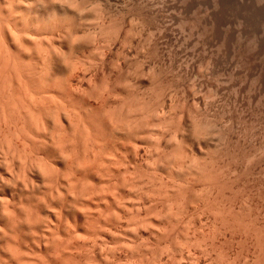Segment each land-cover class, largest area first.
Returning a JSON list of instances; mask_svg holds the SVG:
<instances>
[{
	"label": "rangeland",
	"instance_id": "rangeland-1",
	"mask_svg": "<svg viewBox=\"0 0 264 264\" xmlns=\"http://www.w3.org/2000/svg\"><path fill=\"white\" fill-rule=\"evenodd\" d=\"M5 1L0 0L1 141L10 140L7 142L13 143L14 140L13 146L20 150L22 146L18 145L22 144H17L18 140H50V133L55 137L51 130L52 122H59L57 118L62 119L61 116L66 112L77 115L84 122L83 128L80 125L83 123H79V128L84 129L83 134H86V126L91 138L102 127H112L109 130H113L117 123H121L118 121L122 116L124 118L127 114L131 115L132 124L135 121L139 123L134 124L135 129L130 126L131 129L142 132L138 137L132 130L138 138H128L132 136L129 135L131 132L128 127V137L116 136L120 139L117 145L109 130L99 131L102 134L105 130L101 136L96 133L101 140L99 142V138L94 137L96 141L106 147L111 145L110 150L102 144L96 145L93 138L89 140L91 145L81 139L89 146L87 148L91 147V158H88L87 150L84 153L78 148L84 144L77 141L84 136L79 137L78 131L77 148L84 154L78 151L83 156L79 159H93L94 163V160L98 162L103 157L108 164L122 161L124 167L130 169L128 173H120L121 178L126 173L123 176L125 181L114 174L118 170L113 171V168L119 164L114 167L104 162L109 168L103 169L98 162V169L101 167L102 171H113L110 173L119 178L118 181L110 174V178H97L98 170L95 171L96 166L93 165L92 171L96 172V176L92 178L90 164L87 165L90 168L86 169L87 172L82 171L89 172L91 181L87 180L89 176L86 178L85 174L83 178L91 184L85 180L83 182L91 186L93 196V199L85 198L87 202L93 200L88 202L91 204V216L88 214L89 209H85L91 217H85L86 221L90 220L87 223L83 221L84 217L80 218L82 213L79 209H83L81 200L78 202L82 208H77L81 215L77 209L75 211L76 206L71 207L70 203L74 210L70 208L69 212L64 211V206L72 199L68 194L63 195L64 199L69 197L68 202H63L64 208L57 202L60 204L59 213H69L67 217L64 214L65 218H62V213V217L59 214L60 221L69 217L74 220L72 217L77 212V216L74 215L76 221L69 219L68 224L73 222L77 225L76 232L81 236L77 239L79 247L81 244L78 253L77 242H73L77 233L71 235L75 226L58 224L59 229H72L65 230L70 233L59 231L58 235L62 234L60 240L64 236L68 240L69 234L73 239L72 245L75 244L73 250L78 253L75 256L71 252L74 255L66 257L64 251L62 255L66 259L75 257V263L79 261V264H264V0H17L19 3L13 0L10 7L6 3L10 0ZM19 6H22L21 10ZM43 6L49 10V15L38 18L40 23L35 24L39 14L37 11L41 7L43 10ZM8 14L12 19L8 20L9 29L7 25L4 31ZM48 16L47 21L45 19ZM50 19L52 22H49ZM9 30H12L10 34ZM77 41L81 44L78 45ZM84 41L90 44L87 43V46ZM39 99L44 102V106H41ZM37 100L41 108L45 109L40 108L43 112L39 108V113L34 112L37 109L34 103L38 106ZM28 108H34L33 112L39 115L43 113L41 124L46 128L44 134L43 125H37L36 119L33 121V116L31 119V115H27L31 114ZM8 115L10 120L7 119ZM48 116H52V120ZM31 120L36 123V127ZM127 120L124 118L121 124L127 123ZM151 122L155 123L151 124L152 127L149 125ZM93 123L95 128L101 124L98 126L101 128L98 130L97 127L94 133L91 129ZM137 126H141L142 131ZM37 127L41 128L43 136ZM150 128L155 132L152 135ZM26 132L30 134L26 135L29 138L24 136ZM88 135L83 138H89ZM121 138L128 139L125 141ZM1 141L0 148L3 146ZM32 143L28 141L26 146L31 144L34 149L37 144ZM101 145L106 151L98 150L97 147ZM6 149L8 161L4 160V154L1 161L2 153L5 152L0 151V176H4L0 181L3 182L8 181L12 174L20 173L21 159L25 156V160H28L29 157V153L28 156L23 155L25 151L22 153L21 150L20 159L12 147L11 150L8 147ZM94 154L96 156L93 157ZM3 162H8V165L5 166ZM123 165L120 166L123 168ZM29 169L33 174L32 167ZM61 171L66 174L65 170ZM8 172L12 174L9 176ZM17 174L14 181H17V177L19 180ZM28 174L32 179V175ZM11 179L5 184L0 183V186L4 184L1 186L3 193L4 189H10L5 192L8 200L13 196L8 193L11 189L12 192L18 189L20 184L16 182L17 188L13 183L14 189L12 184H7L13 182ZM25 179L20 174V180ZM119 180L124 182L121 189L118 187L121 193L115 189V186H120ZM18 190L15 192L19 195ZM21 192L20 195L25 190ZM26 194L30 196L29 201L34 198L32 193L26 192L23 194L26 199ZM16 198L13 196L14 201ZM101 199H109V202L103 205ZM16 200L17 205L18 198ZM21 200V203H26L24 199ZM10 202L14 206V202ZM21 203H18L20 209ZM66 207L68 211V205ZM17 208L15 210L18 211ZM44 212V217L41 214L43 219L46 217L44 220L50 215L54 216ZM51 216L49 219H54ZM82 239L84 242L90 240L91 244L84 243ZM4 240L0 243L4 244ZM61 242L67 244L68 241ZM81 242L85 244V249ZM86 244H89L87 248ZM70 246H67L66 252ZM63 256L58 260H66ZM52 258L48 257L47 260ZM70 258L66 263L74 261ZM1 259L3 261L4 257ZM114 260H118V263ZM62 262L66 264L64 261L59 264Z\"/></svg>",
	"mask_w": 264,
	"mask_h": 264
},
{
	"label": "bare ground",
	"instance_id": "bare-ground-1",
	"mask_svg": "<svg viewBox=\"0 0 264 264\" xmlns=\"http://www.w3.org/2000/svg\"><path fill=\"white\" fill-rule=\"evenodd\" d=\"M3 1H5V0H3ZM7 1V0H6ZM5 1V2H6ZM14 1H17V0H14ZM19 1V0H18ZM17 1V2H18ZM63 2H65V1H63ZM7 4H8V7H10L9 6V4H13V0H12V2H11V0H10V2H6ZM15 3V2H14ZM19 3V2H18ZM43 3H45V2H43ZM71 4V3H70ZM21 5V4H20ZM72 5V4H71ZM20 7H22V6H19V10H21L20 9ZM75 7V6H74ZM45 8V6H43V10H41L42 9V7H41V9H40V11H37L39 14H40V17H39V14H38V17H37V15H36V17H37V22L35 23L34 21V23L35 24H37V23H40V22H38V20L41 18V17H43V15L44 16H46V15H49L47 12L49 11L47 8L46 9H44ZM23 9V8H22ZM34 10H36V9H34ZM39 10V9H38ZM91 11V10H90ZM25 12V11H24ZM34 12V11H33ZM36 12V11H35ZM34 12V13H35ZM36 12V13H37ZM58 12V11H57ZM62 12V11H61ZM60 12V13H61ZM47 13V14H46ZM59 13V12H58ZM83 13V12H82ZM21 14H23L24 15V13H21ZM64 14V13H63ZM79 14V13H78ZM10 15H11V12H10ZM9 14H8V18L9 19H7L6 20V22L5 23H7L8 22V20L9 21H11V16H10ZM65 15V14H64ZM67 15V14H66ZM82 15V14H81ZM10 16V17H9ZM36 17H34V18H36ZM47 17V16H46ZM51 17V16H50ZM64 17V16H63ZM66 17V16H65ZM67 17H68V15H67ZM78 17H80V16H78ZM11 18V19H10ZM34 18H33V20H34ZM39 18V19H38ZM32 19V18H31ZM47 19H49V16H48V18H46L45 20H47ZM62 20H64L65 18H61ZM42 21H43V18L41 19ZM44 20V21H45ZM48 21V20H47ZM51 21V19L49 20V22ZM29 22V21H28ZM48 22V23H49ZM52 22V21H51ZM4 23V28H3V30L5 31L6 30V28H7V25L9 24V22L7 23V24H5ZM32 23V22H31ZM31 23H30V25H31ZM42 23H44V22H42ZM42 23L40 24V25H42ZM10 24H12V23H10ZM26 24H29V23H27V21H26ZM73 24V23H72ZM88 24V23H87ZM5 25H6V27H5ZM33 25V24H32ZM39 25V24H38ZM47 25V24H46ZM71 25V24H70ZM70 25H68V26H70ZM89 25H91V24H89ZM12 26V25H11ZM29 26V25H28ZM35 26V25H34ZM88 26V25H87ZM32 27V26H31ZM36 27H38V26H36ZM40 27V26H39ZM71 27V26H70ZM12 28V27H11ZM73 28V27H72ZM72 28H71V33H72ZM8 29H9V25H8ZM7 29V30H8ZM74 29V28H73ZM2 30V31H3ZM12 31V30H11ZM11 31L9 30V34L11 33ZM76 33V32H75ZM86 33V32H85ZM69 34V33H68ZM88 34V33H87ZM89 35V34H88ZM87 35V36H88ZM85 36V35H84ZM90 36V35H89ZM70 37V36H69ZM84 38V37H83ZM86 38V37H85ZM84 38V39H85ZM1 39H2V37H1ZM82 40V39H81ZM88 40H89V38H88ZM91 40V39H90ZM82 42H83V40H82ZM84 42H86V41H84ZM89 42V41H88ZM88 42H86V44L88 43ZM74 43V42H73ZM80 43V42H79ZM69 44V43H68ZM77 44H78V41H77ZM76 44V45H77ZM81 44V43H80ZM80 44H78V45H80ZM84 44V43H83ZM88 44H90V43H88ZM88 44H87V46H88ZM69 45H71V44H69ZM72 45H74V44H72ZM76 47H78V46H76ZM86 47V46H85ZM79 48V47H78ZM80 48H82V46H80ZM8 56V55H7ZM6 56V57H7ZM9 57V56H8ZM8 57H7V59H8ZM45 58H46V56H45ZM44 59V58H43ZM65 59V58H64ZM64 61V60H63ZM49 67H51V66H49ZM39 72V71H38ZM46 72H47V70H46ZM53 72V71H52ZM48 73V72H47ZM55 73V72H54ZM49 75V74H48ZM47 79V78H46ZM50 79V78H49ZM40 100V99H39ZM39 100H37V104H38V106L36 105V102L34 103V106L35 107H37V109L35 108V110H34V108H32L33 110H34V112H37L40 108H41V106H44V102L42 101V100H40V102H41V104H40V102H38ZM43 102V103H42ZM27 107H28V105L27 104H25ZM24 105V106H25ZM41 105V106H40ZM30 106V105H29ZM27 107L26 108H24L25 110L27 109ZM39 108V109H38ZM31 108H28V110H30L29 112H31V114H29L28 112H26V113H28L27 115L29 116V115H31V116H29L30 118L33 116V121H35L34 120V118L36 119V123H38L37 125H40L41 123H43V122H41V121H43V119H42V117L44 118V115L43 116H41V115H39L38 113L40 112V111H42L43 112V110H45L44 108H41V109H43V110H41L40 109V111H38V113H34L33 112V110H32ZM32 112H33V114H32ZM67 113V112H66ZM64 114L63 116H61V117H63L61 120L59 119V118H57L58 120H59V122L57 121V120H55V118L53 119V121L55 120V121H57L58 123H56L55 121L54 122H52L53 124H52V126H51V130H52V132L53 133H55V137H53V134H51L50 133V135H51V137L52 138H55L54 140H32L33 141V143H36L37 144V146L35 147L34 146V149H33V147H31V144H29L30 146H26V144L28 143V141L29 142H31L32 143V141L31 140H27L24 136H26V135H30L29 133L27 134V132H26V134H24V136L23 135H21L22 136V138L24 137L25 139L24 140H21V142H19V140H18V142H17V144H22V145H18V147H21L20 148V150L18 149V148H16V147H14L13 145L15 144L14 143V140H13V143H12V145H11V147H12V151L13 152H18V155H19V152L22 150V153H23V151H25L24 149L25 148H29V147H31V151H30V148H29V150H28V148H27V150L26 151H29V152H26V154H25V152H24V154L23 155H27V153H29V157H27L28 158V160L27 161H29L28 162V164H30V166H28L29 168H31L32 167V171H33V174L30 172V169L29 168H27L26 166L28 165L27 164V162H26V160H25V156L23 157V159H21L22 157H21V155H19V156H17V157H20V159L22 160V161H24L25 160V165L24 164H22L21 165V163H22V161L19 163V166H22V167H20L19 169H20V173H19V171L17 172V173H19V174H17V176L19 175V180H20V174H21V177L22 178H24L25 179V177L26 178H28L29 179V181L30 180H33V181H27L26 179V181L25 180H18V177H17V181H14V180H16V179H13V178H16V174L15 175H13L12 174V172L10 173V172H8V173H10L9 174V176L12 174L13 175V177H12V179H13V182L12 181H10L9 183H7V184H12V186H13V183H14V185L16 186V182H20V184H18V186H19V188H18V186H16L18 189H15L14 188V186H13V188L15 189V190H13V192H15L16 190H18L19 191V195L22 193L21 191L23 190H25V192H23V194L25 195V193L27 192H30V193H32L33 195H34V198L32 197L31 199L33 200V201H31V199H30V201L28 200L29 199V197H27V194H26V197H27V199L25 198V196L22 194V195H20L21 197L22 196H24V198H21L19 195H18V193L17 192H15L17 195V198H18V202H17V205H16V196H15V194L12 192V189H11V191H10V193H8V194H10L11 195V193H12V195L16 198L15 199V201H14V199H13V196H12V198L10 197V201H13L14 202V206H13V204H12V202H10L9 200H8V196H6V197H8V198H6L5 197V192H7V190H8V192H9V188H6V190L4 189V193L2 192V189H3V187H1V186H3L5 183H6V181L5 182H3V181H0V183H4V184H2L1 186H0V191L2 192V197L0 196V234L2 235L1 237L3 238H1L0 239V242L1 241H3L4 239V244H2V243H0L1 245H0V256L1 255H3V257H4V259H3V261H2V259L1 258H3V257H1L0 259V261H2V262H0V264L2 263L3 264V262H4V264H59V262L60 261H64L65 263H66V261H67V259L68 258H70L71 256H73V255H71V252L72 253H75L74 252V245L76 244V242L77 241H79V240H77L78 238L80 239L81 238V236H80V234L78 233V231L76 232V229H78V227H76L74 224H72V223H70L69 222V224H68V221H69V219H70V217H69V219L68 218H66V219H64L65 221H63V220H61L60 221V218L62 217V215H61V213H62V211H61V213H59L60 212V208L58 207V205H60L61 204V206L62 205H64V200H65V202H68L67 200H69V199H67V198H69V197H65V199L63 198V195L64 194H68L69 196H71L72 197V199L75 197L76 199H79V197L78 196H80L81 198L79 199V200H75V198L72 200L71 198H70V201L71 202H68V203H66V206L68 205V211H67V207L66 206H64L66 209L64 210L65 212H69V210H70V208L71 207H75L76 206V208H75V211H76V209L78 208L79 209V207L78 206H80V208H82L83 207V209H79L80 211H81V213H82V216L80 217L79 215H81V214H79V212L80 211H78V209H77V212H78V217H80L81 219H83L82 217H84V220L83 221H86V219H87V217L89 218L90 216H91V208H89V206L91 205V204H89L88 202H90L91 203V201H93V200H91V201H89L88 200V202H87V199H93V196L91 195V186H87L88 184V182H89V185L91 184V179H90V176L88 175L89 174V172H88V174L86 173L87 172V168H89L88 166V164H90L91 166H90V168H91V173L93 172L92 171V169L94 170V168H93V166L95 167L96 166V170L95 171H97V176L99 175V177H97V178H99V179H103V178H105V177H107V178H110L111 176H112V173H110V172H113V171H116V170H118L119 171V173H118V171L116 172V173H118V174H116V173H114L116 176H118V177H120V173L122 174V172L121 171H125V172H127L128 173V171H129V169H126V168H128V167H124L125 165H123V163H122V161H114V162H116V163H113V161H112V163L114 164V165H112V163H110V164H108L109 162H107V161H104V159H103V157H101L100 156V154H99V152H97L98 154H97V156L99 155V158L101 157V161L104 163H106L107 162V164L109 165V166H114V167H116L118 164H119V166H117L116 168H113L114 170L113 171H111L110 170V172H109V170H106V171H108L107 173H106V171L104 170V171H102V169H101V167H100V169H98L99 168V165H98V162H100L99 164H100V166L102 165V167H103V169H104V167H106V168H109L108 166H106L105 165V163H104V166H103V164L101 163V161H100V159H98V162H97V160H94V163L92 162L93 161V159H92V161H91V159L89 160V159H87V158H85L86 156H88V158H91L90 157V153H91V151L89 150L90 148H87V147H89V146H87L86 144H85V142L87 143V144H90L91 145V143H90V141L89 140H92V138H93V140L92 141H95L96 142V145L97 144H99L98 146H100V144H102L103 145V143H98L96 140L97 139H95L97 136H96V133H97V135H104V131L105 130H109V129H111L110 127H109V129L107 128V129H105V127L103 128H101V126L100 127H98L99 125H101V124H99V125H97V129L99 130L100 128H101V130H103V129H105L103 132H102V134L101 133H99V131L101 132V130H99V131H97V129L95 128V124H94V126H93V128H91L92 129V133H94V131H95V129H96V131L97 132H95V134H93L92 136V138H91V133H89L87 130V127L85 126V131H86V134L88 135V136H90L89 138L87 137V139H84V138H86V134L84 133L83 134V130L84 129H80L79 127V123L81 122V123H83V124H80V125H82L81 127L83 128V126L85 125L84 124V122H82L81 121V119H79V117L77 116V115H72L71 113H67V114ZM3 114H4V112H3ZM8 114V113H7ZM9 114L11 115V112H9ZM70 114H71V116H74L75 118H73L72 117V119L70 118L71 116H70ZM10 115H8L9 117H7V119L8 120H10ZM21 115V114H20ZM93 115V114H92ZM152 115H154V114H152ZM157 115V114H156ZM3 116H5V114L3 115ZM77 116V117H76ZM155 116V115H154ZM49 117V116H48ZM95 117V116H94ZM94 117H93V119L92 120H94ZM126 117H128L129 119L127 120V118ZM131 117V115H129L128 116V114L127 115H125V120H127V123H128V126L126 127V125H127V123L126 122H124L123 124H121L123 121H121V120H123L124 118H123V116H122V119H120L118 122H121L120 124H116V126L113 128V130H109L110 132H111V134H110V136L112 135L113 137H112V140H114V138L116 139V140H114L115 141V143L118 141V140H120V139H118L119 137L118 136H120V137H122L123 135L125 136V135H127L126 134V130H127V128L129 127L130 129H128V131H130L131 133L129 134V132H127L129 135H132L131 137H128V135L126 136V137H128V138H134L133 136H135V138L139 135V133H140V135H141V133L142 132H140L139 131V133H138V130L136 129V132H135V130H133V129H135L134 127V124L135 125H139V123H137L136 124V121H135V123L134 124H132L134 121H131L132 119L130 118ZM70 118V119H69ZM81 118V117H80ZM91 118H92V116H91ZM121 118V117H120ZM134 118V117H133ZM162 118V117H161ZM161 118H159V119H161ZM4 119H6L5 117H4ZM3 119V120H4ZM42 119V120H41ZM49 119H51L52 120V116H50L49 117ZM131 119V120H130ZM156 119H158L157 117H155V120ZM7 120V121H8ZM12 120H13V118H12ZM19 120V119H18ZM32 120H31V122H32ZM95 120H96V117H95ZM129 120L131 121V122H129ZM5 121V123H6V120H4ZM91 121V120H90ZM89 121V122H90ZM154 121V120H153ZM156 121H158V120H156ZM35 122H32V124L34 125V127H36L37 125H36V123ZM40 122V123H39ZM140 122V121H139ZM159 122V121H158ZM158 122H156V123H158ZM130 123H131V125H130ZM142 123H144L143 121H142ZM154 123V122H153ZM152 122L149 124L151 127L153 126V125H151V124H153ZM6 124H8V123H6ZM5 124V125H6ZM65 124V125H64ZM91 124H92V121H91ZM98 124V123H97ZM126 124V125H125ZM155 124V123H154ZM41 125H43V124H41ZM40 125V126H41ZM58 125V126H57ZM59 125H60V127L61 128H59ZM124 125V126H123ZM147 125V124H146ZM39 126V127H40ZM64 126L67 128V130H66V128H64ZM92 126V125H91ZM133 127V129H131V127ZM144 126V125H143ZM150 126H148V127H150ZM43 127V131L41 130V128ZM138 128H140L141 126H137ZM157 127V126H156ZM195 127V126H194ZM198 128L200 127V125L199 126H197ZM41 128H38L37 127V129L39 130L40 129V134L43 132V134H44V130L46 129L45 128V125H43V126H41ZM45 128V129H44ZM78 129V130H75V129ZM145 128V127H144ZM143 128V129H144ZM158 128V127H157ZM198 128H197V131H198ZM5 130L7 129V128H4ZM60 129H62V130H60ZM160 129V128H159ZM193 129H195V128H193ZM201 129V128H200ZM37 130V132L39 133V131ZM80 130V136L78 135V131ZM132 130H133V132H135V133H137V136H136V134L135 133H133L132 132ZM150 131L151 130H153L152 128H150L149 129ZM204 130H207L206 128L204 129ZM42 131V132H41ZM65 131H67V133L65 132ZM75 131V132H74ZM77 131V132H76ZM82 131V132H81ZM84 131V132H85ZM141 131H142V127H141ZM155 131V130H154ZM200 131V130H199ZM90 132H91V130H90ZM145 131H143V133H144ZM75 133V134H74ZM107 133V132H106ZM133 133V134H132ZM145 133H147V130H146V132ZM152 133H155V132H152L151 131V135H152ZM158 133H159V131H158ZM193 133H194V131H193ZM195 133H196V131H195ZM198 133V132H197ZM43 134H41L42 136H43ZM202 134V133H201ZM201 134H197V135H201ZM206 134V136H207V133H204V135ZM75 135H77V138L75 137ZM81 135H84V136H82V138H79V140H77L78 139V136L79 137H81ZM86 135V136H85ZM122 135V136H121ZM148 135V134H147ZM28 136H26L27 138H29ZM46 136V135H45ZM106 136V135H105ZM107 136H109L108 134H107ZM118 138H117V137ZM124 136H123V138H124ZM145 136V135H144ZM198 136V137H199ZM202 136V135H201ZM84 137V138H83ZM95 137V138H94ZM103 137L104 136H102V138L101 139H103ZM139 137V136H138ZM137 137V138H138ZM142 137V136H141ZM140 137V138H141ZM91 138V139H90ZM97 138H99L98 139V141L100 142L101 140H100V137H97ZM108 138V137H107ZM123 138H121V139H123ZM128 138H125V139H123V140H125L126 141V139H128ZM134 138V139H135ZM203 138V137H202ZM208 138V137H207ZM84 141L85 140V142H83L82 140ZM110 140H111V137L109 138ZM204 139H205V136H204ZM83 142L84 144L83 145H81L80 143V145L83 147L84 146V148H80V145H79V147H78V142ZM81 140V141H80ZM87 140V141H86ZM104 140H105V142H106V138H104ZM104 140H102V141H104ZM133 140V139H132ZM136 140V139H135ZM1 141V140H0ZM3 141V140H2ZM2 141H1V144H3V146H4V148L6 147H8V149H10L11 147H10V145L9 144H11V143H9L10 142V140H7V141H9V142H5V140L3 141V143H2ZM17 141V140H16ZM89 141V142H88ZM114 141H110V142H114ZM128 141V140H127ZM4 142H5V144L7 145V143H8V145L6 146L5 144H4ZM77 142V143H76ZM95 142H93V143H95ZM105 142H104V144H105ZM32 143V145H34ZM117 143H119V141L117 142ZM117 143H116V145H117ZM17 144L15 145V146H17ZM77 144V145H76ZM109 143H108V139H107V143H106V145H108ZM113 145H114V143H112ZM94 145V144H93ZM102 145H101V147H102ZM125 145V144H124ZM123 145V146H124ZM2 146V147H3ZM86 146V147H85ZM111 146V145H110ZM110 146L108 145L107 147L105 146V145H103V147H106V148H110ZM115 146V145H114ZM113 146V147H114ZM1 147V148H2ZM79 148V150L80 149H82L83 151H84V153H85V151L87 150L89 153V155H87V151H86V156H84V160H85V162H83L81 159H79V158H83V156H81V153H82V150L81 151H79L78 150V148ZM101 147H97L98 148V150L100 149H103V150H105L106 151V149L105 148H101ZM112 147V146H111ZM116 147V146H115ZM1 148H0V151H2V152H5V153H2V155L4 154V155H6L5 156V159L4 160H6L7 159V161H8V157H7V155H8V153H7V149L5 148H2V150H1ZM14 148H16L17 150H15ZM77 148V149H76ZM119 148V147H118ZM3 149L5 150V151H3ZM35 149H36V151H35ZM107 149V150H108ZM111 149H114L115 150V148H111ZM11 150V149H10ZM15 150V151H14ZM19 150V151H18ZM99 150V151H100ZM110 150V149H109ZM108 150V151H109ZM12 151H10V154H12L13 152ZM78 151L79 152H81V153H78ZM116 151H118V149L116 150ZM12 152V153H11ZM34 154H33V153ZM21 153V154H22ZM136 153V152H135ZM14 154V153H13ZM12 154V155H13ZM15 154H17V153H15ZM78 154H79V156H78ZM95 154H96V152H95ZM93 155V157L94 156H96V155ZM137 154V153H136ZM4 155L2 156V158H1V161H2V159H3V157H4ZM22 155V156H23ZM82 155H84L83 153H82ZM135 155V154H134ZM10 156V155H9ZM14 156V155H13ZM13 156L11 157V158H13ZM28 156V155H27ZM7 157V158H6ZM137 157V156H136ZM10 158V157H9ZM19 159V158H18ZM19 159V160H20ZM96 159V158H95ZM120 159V158H119ZM133 159H135V157L133 158ZM137 159V158H136ZM135 159V160H136ZM11 159H9V161H10ZM132 160V159H131ZM108 161H110L109 160V158H108ZM4 162H6V161H4ZM3 162V163H4ZM90 162V163H89ZM131 162V161H130ZM120 163H122V164H120ZM127 163V162H126ZM133 163H135V162H133ZM132 163V165H134ZM5 164V166H7L8 165V162L7 163H4ZM116 164V165H115ZM23 165H24V170H22L21 171V169L23 168ZM63 167H62V166ZM88 165V166H87ZM93 165V166H92ZM120 165H123V168L125 169V170H123V168H122V166H120ZM59 166H61L62 168V170H65V172H66V174H63V173H61V172H63V171H61V169L59 168ZM135 166V165H134ZM25 167H26V170H25ZM65 168V169H64ZM89 168V169H90ZM117 168H119V169H117ZM122 168V169H121ZM6 169V168H5ZM18 169V170H19ZM29 169V170H28ZM88 169V170H89ZM135 169V168H134ZM29 172H28V171ZM9 171V170H8ZM23 171H26V172H28V173H30V175H32V179L31 178H29L30 176H27V175H29L28 173L26 174V172L24 173ZM82 171H86L85 173H83ZM90 171V170H89ZM99 171H100V173H99ZM7 171L5 170V173H6ZM62 174V175H60V173ZM64 172V173H65ZM103 172V173H102ZM106 174H105V173ZM4 173V172H3ZM5 173H4V175H5ZM8 173H7V175H8ZM83 173V174H82ZM95 173L96 172H93V175H92V178L94 177V175H95ZM99 173V174H98ZM25 174V175H24ZM60 176H59V175ZM85 174V175H84ZM100 174H101V178H100ZM102 174H104V176L102 175ZM109 174H110V177H109ZM113 174V176H115ZM124 175L126 174V173H123ZM11 175V176H12ZM23 175L25 176V177H23ZM86 176V178L88 177L89 179H87V180H90V181H86V179L85 178H83L84 176ZM95 175V176H96ZM106 175H108V176H106ZM124 175H121L122 176V180L123 181H125V179H123V176ZM2 176V175H1ZM0 176V178L1 179H4V176H2L1 177ZM8 176V177H9ZM10 176V177H11ZM15 176V177H14ZM67 176V177H66ZM103 176V177H102ZM112 176V177H113ZM116 176H115V178H116ZM7 177V178H8ZM9 177V179H11ZM66 177V178H65ZM7 178H5V179H7ZM9 179H8V181H9ZM11 179V180H12ZM66 181V183H65V181ZM83 179V180H82ZM119 179V178H118ZM118 179L116 178L115 180H117L118 181ZM85 180V181H84ZM121 180V181H122ZM7 181V182H8ZM80 181H82V182H80ZM87 182L86 184L87 185H84L85 183L84 182ZM122 181V182H123ZM30 184H29V183ZM78 182H79V184L80 183H82V185L80 184H78ZM119 182H120V180H119ZM119 182L118 183H116V184H119ZM122 182H120V186L118 185V186H115V189H116V192L118 193V191L121 189V185L124 183H122ZM162 183V182H161ZM7 184L5 185L6 187H8L7 186ZM66 184V187L64 186ZM79 185V189L77 190V186ZM115 184V183H114ZM115 184V185H116ZM12 186H10L9 185V187L10 188H12ZM118 189H117V188ZM5 188V187H4ZM28 189V191H26ZM31 189V190H30ZM66 190V191H65ZM118 190V191H117ZM64 191V192H63ZM21 192V193H20ZM115 194V195H120V194ZM119 193H121V191H119ZM3 195H4V197H3ZM31 195V194H30ZM47 195H48V197H47ZM68 195H66V196H68ZM65 196V195H64ZM61 198H63V199H61ZM85 198H87V199H85ZM104 199L106 198V197H103ZM102 198V199H103ZM21 199H24L23 200V202L24 201H26V203H21ZM26 199V200H25ZM83 199H85L86 200V202H85V200H83ZM101 199V200H102ZM62 202H61V201ZM82 202H85V203H82ZM107 201L109 200V199H106ZM28 201V202H27ZM56 201V202H55ZM76 201L78 202V201H80L81 202V204L83 205L82 207H81V204H79V202L78 203H76ZM103 202V205H104V202L105 203H107V201H105V200H102ZM57 202H60V204L59 203H57ZM73 202V203H72ZM75 202V203H74ZM109 202V201H108ZM18 203H19V205H20V203H21V209H20V206L18 205ZM69 203H70V205H71V207H70V205H69ZM26 204V205H25ZM73 204V205H72ZM75 204V205H74ZM77 204V205H76ZM79 204V205H78ZM85 204V205H84ZM110 204V203H109ZM15 205H16V207H15ZM108 206V204H105V206ZM17 206L19 207V208H17ZM63 207V206H62ZM63 207V208H64ZM85 207V208H84ZM91 207V206H90ZM15 208H17L18 209V211L17 210H15ZM59 208V209H58ZM87 208V210L89 211V213H88V211L86 210L85 211V209ZM62 209V208H61ZM58 210H59V212H58ZM71 210H72V208H71ZM73 210H74V208H73ZM72 210V211H73ZM44 211H48V213H46V212H44ZM83 211V212H82ZM46 213L47 215H50V213L51 214H53L54 216H51V217H53L54 219H52V218H50L49 219V217L47 216V215H45V216H47L48 217V219H46V220H44L43 218H42V213ZM50 212V213H49ZM65 212H63L62 214H63V217L62 218H65V217H67V216H69V213L68 214H66ZM71 212V211H70ZM77 212L76 213H74V215H76L77 216ZM85 212V213H84ZM90 214V216L88 215V214ZM42 214V215H41ZM61 215V217H60V215ZM64 214H65V217H64ZM70 214H73V213H70ZM83 214H84V216H83ZM88 216H87V215ZM58 215H59V217H58ZM74 215H73V217L72 218H74V220L73 219H70V221H76L75 220V218H76V216L74 217ZM43 217H44V215H43ZM85 217H86V219H85ZM79 218V219H80ZM91 218V217H90ZM51 219L52 220H54V222H52L51 221ZM77 219V218H76ZM80 219V220H81ZM48 220V221H47ZM60 221V222H59ZM63 221V222H62ZM82 221V220H81ZM82 221V222H83ZM88 221H90L89 219H88ZM88 221H86V223L88 222ZM65 222V223H64ZM61 223H63V224H61ZM77 223H78V221H77ZM80 223V222H79ZM84 224H85V222H83ZM58 224H59V226L60 225H64L65 227L67 226L66 224H68V225H72V226H75V228H74V230H72L70 227H68L67 229L66 228H64V226H62L64 229L62 230V228H60L59 229V226H58ZM76 224V223H75ZM91 224V223H90ZM82 225V224H81ZM86 225V224H85ZM85 227V226H84ZM90 227V226H89ZM56 228H58L57 230H56ZM69 228H70V231H71V235H74L75 236V234L74 233H77V235H79L80 237H78L77 235H76V237L74 238L75 239V241H73L75 244H73L72 245V238L71 237H69L70 235L68 234L67 236H68V240H67V238L64 236V238L63 239H61L60 240V238H62V234H61V236L60 235H58V232L60 231V233H61V231H64V232H66V233H70L69 231L67 232V231H65V230H69ZM73 228V227H72ZM81 228V227H80ZM83 228V227H82ZM83 230H85V229H83ZM57 231V232H56ZM86 231V230H85ZM85 231H84V233H85ZM22 232V233H21ZM59 233V234H60ZM83 233V232H82ZM25 235V236H24ZM63 235H64V233H63ZM83 235V234H82ZM74 236H72V237H74ZM84 237H86L85 235H83ZM88 236V235H87ZM69 238H71V239H69ZM68 241L67 242V244L65 243H63V242H61V241ZM70 240V241H69ZM82 241H83V239H82ZM86 241V240H85ZM22 242H24L23 244H21ZM84 242V241H83ZM63 243V244H62ZM69 243H71L70 245L73 247L72 248V250L70 249V245H69ZM78 243H80V242H77V245L76 246H78V247H76V251L78 252V249L79 248H81V244H80V247H79V245H78ZM82 243V242H81ZM84 243H90V240H89V242H84ZM26 244V245H25ZM83 244V243H82ZM91 244V243H90ZM66 245V246H65ZM89 245V244H88ZM87 244H86V248H87V246H88ZM66 247L67 248V246H70V247H68V252H66L67 251V249L66 248H64V250H63V247ZM84 246H85V244H83V248H84ZM85 249V248H84ZM71 250V251H70ZM89 250V249H88ZM88 250H86V252L88 251ZM91 250V249H90ZM65 251V255H66V257H67V255H71V256H69L67 259H66V257H64L63 255H62V252H64ZM82 251V250H81ZM80 251V252H81ZM47 252H49L50 254H52V256H50ZM76 252V253H77ZM76 253H75V256H76ZM79 253V252H78ZM78 253H77V255H78ZM83 254V253H82ZM81 254V255H82ZM85 254H87V253H85ZM89 254V253H88ZM47 255H48V257L50 258V257H53L52 259H53V261H52V259H48L47 260ZM84 255V254H83ZM63 256V259H66V260H61L60 259V261L58 260V258H60V257H62ZM55 257H57V260H56V262H55ZM106 257V256H105ZM55 258V259H54ZM73 258V257H72ZM72 258H70V259H72ZM75 258V257H74ZM73 258V260L74 261H71L70 259V261H68V263L69 262H72V263H75V259ZM78 258L80 259V255L78 256ZM119 258V257H118ZM78 259V260H79ZM107 261H108V257H107V259H106ZM45 261V262H44ZM91 261V260H90ZM115 261V260H114ZM113 261V262H114ZM117 261V263H118V260H116ZM115 261V262H116ZM53 262V263H52ZM58 262V263H57ZM87 262V261H86ZM68 263H66V264H68ZM71 263V264H72ZM78 264H79V261L77 262ZM77 263H75V264H77ZM82 263V262H81ZM90 263V262H89ZM105 263H106V261H105ZM61 264H64L63 262L61 263ZM83 264V263H82ZM87 264V263H86Z\"/></svg>",
	"mask_w": 264,
	"mask_h": 264
}]
</instances>
